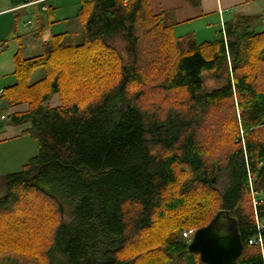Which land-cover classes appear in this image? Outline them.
I'll use <instances>...</instances> for the list:
<instances>
[{"label": "trees", "instance_id": "1", "mask_svg": "<svg viewBox=\"0 0 264 264\" xmlns=\"http://www.w3.org/2000/svg\"><path fill=\"white\" fill-rule=\"evenodd\" d=\"M257 19L237 16L199 44L149 0H81L64 19L80 22L75 33L15 54L0 126L25 127L36 152L0 177V264H202L182 233L220 211L243 244L235 264H264V247L248 243L254 200L264 216ZM203 73L220 86L207 90Z\"/></svg>", "mask_w": 264, "mask_h": 264}, {"label": "crops", "instance_id": "2", "mask_svg": "<svg viewBox=\"0 0 264 264\" xmlns=\"http://www.w3.org/2000/svg\"><path fill=\"white\" fill-rule=\"evenodd\" d=\"M80 1L27 0L24 5L14 6L11 0H0V77L5 76L6 63L10 67L11 56L14 64L15 54L19 52L22 55L21 49L24 46L30 45L31 50L37 52L40 49V42L48 40L52 34L50 29L54 30L61 25L71 23L70 20H64L71 17L69 16L70 13L61 18H56V13L62 10L71 12L70 8L78 11ZM259 1L198 0V4L192 6L186 0H149V4L153 14L165 11L170 15L172 21L176 23L174 29L177 36L191 35L200 44L212 41L225 22L235 19L237 16L255 17L257 14L253 11L258 10L259 7L256 6H258ZM252 6L256 9L253 10L254 7ZM28 12H31L34 19L35 16L38 17L37 26L30 33L25 31L27 22L24 18L21 19V15L25 16ZM261 14L264 13L260 12L259 15ZM261 20L264 22V18ZM54 21L58 22L50 24ZM9 42L13 43V49L7 47ZM28 57L26 56V58ZM5 87L1 84L0 92Z\"/></svg>", "mask_w": 264, "mask_h": 264}, {"label": "rangeland", "instance_id": "3", "mask_svg": "<svg viewBox=\"0 0 264 264\" xmlns=\"http://www.w3.org/2000/svg\"><path fill=\"white\" fill-rule=\"evenodd\" d=\"M67 4H70L71 2H65ZM259 7L258 10L253 11L258 17L256 20L254 26L256 31H264V22H262L261 17H259L260 12L264 13V0H260L259 3L257 4ZM254 7V6H252ZM256 9L255 7L253 10ZM261 9V11H260ZM70 11H64L62 10L59 13H56V18H61L67 14L70 13L69 16L73 17L77 14L76 9H71ZM68 16V15H67ZM24 18L25 22H30L29 25H27L26 32L30 33L32 32L35 27L37 26L38 22V17L35 16V19L32 17L31 12H28L27 15L22 16L21 19ZM37 18V19H36ZM80 26L79 21H73L67 25H61L57 27V29H50V32H70V33H75ZM26 27V25H25ZM49 31V29H47ZM49 32V33H50ZM46 34V33H45ZM44 34V35H45ZM48 34V33H47ZM46 34V35H47ZM175 34L177 35L176 31ZM47 40V39H46ZM43 41V40H42ZM41 43V42H40ZM13 43L9 42L7 43V47L9 49H13ZM116 46L118 49L121 51V53L124 55V50H123V43L120 41L116 42ZM31 46L27 45L24 46L21 49V56L23 58H26V56L29 57H35L38 56L41 53V46L40 49H38L37 52L34 50H31ZM31 51V52H30ZM9 53V51H8ZM28 57V58H29ZM12 61L10 62V67L7 66V63L5 65L6 71H5V76L0 77V85L2 84L3 86H10L16 81V77L13 74L14 71V64H13V57L11 56ZM10 68V70H9ZM43 73L42 70L37 71L33 77L32 80L36 81L42 77ZM202 78L204 79V84L207 90H212L213 88H216L220 86L221 83L218 81H213L211 80L206 73L202 74ZM58 104V98L57 96H53L49 101H48V106H56ZM5 118L8 119L7 114H4ZM2 125L0 126V177L9 174V173H14L20 170V168L28 162L30 158H32L35 155L36 148H35V142L34 140L28 136V135H22V130L25 128L23 126H14L10 124L7 120L2 121ZM221 182V183H220ZM224 180L223 178H218L217 180V186L219 188H222L224 186ZM262 197L264 198V193L262 194ZM253 207V203H252ZM199 260V259H198ZM182 264H200L198 262H190V261H184Z\"/></svg>", "mask_w": 264, "mask_h": 264}, {"label": "water", "instance_id": "4", "mask_svg": "<svg viewBox=\"0 0 264 264\" xmlns=\"http://www.w3.org/2000/svg\"><path fill=\"white\" fill-rule=\"evenodd\" d=\"M187 250L197 254L202 264H235L243 244L228 213L220 211L206 226L195 230Z\"/></svg>", "mask_w": 264, "mask_h": 264}, {"label": "built area", "instance_id": "5", "mask_svg": "<svg viewBox=\"0 0 264 264\" xmlns=\"http://www.w3.org/2000/svg\"><path fill=\"white\" fill-rule=\"evenodd\" d=\"M30 22H27L26 25H29ZM1 120L3 117L0 118ZM257 202L253 201V211H254V222H255V228L256 233L255 235L248 241L249 244H256L260 247V250L262 251L264 247V240L261 236L262 231L264 230V216L260 217L256 210ZM195 230H188L182 233V237L187 240H191L192 236L194 235Z\"/></svg>", "mask_w": 264, "mask_h": 264}]
</instances>
